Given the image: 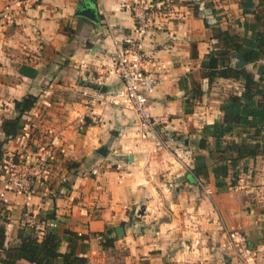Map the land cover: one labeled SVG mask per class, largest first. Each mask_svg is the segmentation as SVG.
Masks as SVG:
<instances>
[{
    "label": "crops",
    "instance_id": "1",
    "mask_svg": "<svg viewBox=\"0 0 264 264\" xmlns=\"http://www.w3.org/2000/svg\"><path fill=\"white\" fill-rule=\"evenodd\" d=\"M142 1L149 3L152 8L151 27L148 31L155 33L152 39L155 40L161 35L168 37L162 43H155L151 49L155 53H166L167 59L172 61L171 69L164 73L171 83L167 86L164 99L159 103L165 109L169 107L175 109L174 114H168L167 123L179 121L181 127L185 129L166 132L163 131L166 125L161 122L159 126L161 134L157 139L166 144L170 137L182 143L185 149L191 147L196 150L195 169L190 170L192 179L186 181L191 186L185 187V184L181 183L174 191L173 203L179 205L182 198L191 197L193 189H196L199 195L194 211L198 212L206 195L205 189H211L212 195L208 199L219 217L222 230L224 232L241 230L255 254L256 264H264L262 260L264 252L260 251L264 247V192L260 191L264 188V119H261L263 123L260 119L251 120L245 112V109L249 108L245 107L242 101L237 104L235 110L230 111L231 108L227 105L230 96L239 97L243 91L241 79L216 78L210 85H205L206 79L201 76V62L207 59L213 49L219 47L211 30L215 25L230 35L237 36L239 41L252 42L255 35L264 36V0ZM208 2L211 8L205 10H212L215 25L209 24L207 17L203 16L200 10V4L205 5ZM63 3L66 7L74 9L71 15L55 19L59 27L49 34L48 40L44 38L46 29L37 27L34 33L36 39L33 41L27 36L25 28L35 27L40 19L44 24H50L56 14L61 13L63 9L51 3L46 4L45 0H42L37 8L25 11L20 8L18 0H0V36L5 40H14L18 45L15 49L5 48L9 65L0 64V70H4L0 72V92L3 93L0 99L8 100L9 93L6 89L24 84V78L31 81L27 85L28 89L38 90V95H33L31 91L25 92L24 96L34 97L35 103L21 116L22 129L19 135L3 146L7 152L5 155L24 154L27 149H34V146L43 140L50 146L52 152L48 175L36 184L30 197L5 194L0 200V226H3L4 230L3 246L7 248L14 245L16 234L20 230L35 228L40 239L46 229L58 237L59 253L71 252L85 258L86 264L171 262L175 264L170 257L176 256L182 251L181 248L178 247L167 256H162L159 249L151 247L152 240H156L155 233L160 230L156 221H152V224L156 225L152 240L139 242L147 235L149 228V225L144 224V218L150 214L147 203L142 202L137 211L134 202L124 207L116 198L118 182L114 177L122 175L126 169H120L107 158L111 155L112 144L120 138V133L109 130L106 144L100 136L101 148L105 149L103 156L96 154L95 151L98 150L96 149L91 162L85 163L87 157L83 155L91 137L100 135L97 129L102 127V118L95 114V108L102 102L96 100L93 105L94 97L84 95L83 89H90L102 96H107L111 89L106 84L92 83L76 76L75 73H78L80 68L75 66L72 58L78 52L83 54L99 52L102 56H110L107 49L102 47L104 41L108 37L115 41L119 35L131 39L132 29L122 28L119 23L115 28L111 27L110 17L114 14L105 10L101 0H63ZM134 3L135 0H130L131 16ZM84 7L94 12L95 22L75 15L77 10ZM33 11L37 12V17H29V12ZM45 11L48 12L47 16L44 15ZM28 19L33 20V25L22 23ZM157 22H160L162 27H156ZM182 25L187 26V34L177 46V41L172 37L180 31ZM60 37L64 39L61 40ZM128 39L121 41L120 46H125ZM25 41L35 45L38 51H31L25 46ZM173 49L175 53L187 52V56L176 55L172 53ZM142 52L145 65L143 70L147 75L156 76L155 83L159 84L160 72L155 65L162 63L163 59L146 56L143 49ZM237 55L245 62L239 69H236L239 62ZM234 60L236 63L233 65ZM263 64L264 61L260 58L255 62L246 61L240 53L231 54L228 60L230 68L250 73L254 81L258 79L257 69ZM39 65L43 67H38ZM248 65H252L251 70L248 69ZM184 68H187V71H183ZM89 69L84 76H91L92 80L99 81L107 75V72H104L102 76L91 65ZM9 71L14 75H10ZM194 84L199 87L198 97L193 96L191 91ZM48 91L52 93L50 96L46 95ZM176 92L183 94L177 96ZM23 97L11 98L13 108L10 110L7 104H0V125L4 119L16 116L14 102H20ZM253 100L256 103L260 99L256 96ZM154 103H156L154 99L149 101V104ZM77 106L86 108L87 112L82 118L73 119L71 114L77 110ZM216 111L223 115L225 112H233L245 122L232 121L228 125H220L222 115L215 118L212 125H208L202 117L212 116ZM31 124L32 130L27 131V126ZM198 125L203 127L199 128ZM222 127L226 128L224 132ZM246 144H258L261 153L254 157L239 159L231 167L227 159L234 158L236 148ZM97 157L105 161L104 164L96 165L99 176L92 171ZM115 159L124 160L125 163L131 162L130 157ZM78 181L84 183L78 184ZM248 188H255L256 191L250 192ZM132 200L134 201V198ZM165 209L169 211V216L162 217L160 224L172 223L174 219H178L183 228L186 209L172 212L167 204ZM47 216H52L53 219L49 220ZM9 224L13 225L11 232L8 230ZM136 224H140L141 227L138 232L131 233V240L134 243L129 244L128 229ZM116 229H121L119 234L116 233ZM224 232L217 233V236L224 238ZM99 233H104V236H98ZM180 235L181 233H177V237ZM204 235L209 237L207 246L212 245L211 233L204 232ZM105 240L111 242L105 243ZM176 243L179 244V239ZM184 243L191 246L192 241L186 240ZM65 245L66 250L62 252L61 248ZM220 247L218 239L215 248L212 249L216 251ZM230 261V264H233V259ZM16 264L29 263L20 260Z\"/></svg>",
    "mask_w": 264,
    "mask_h": 264
},
{
    "label": "clouds",
    "instance_id": "2",
    "mask_svg": "<svg viewBox=\"0 0 264 264\" xmlns=\"http://www.w3.org/2000/svg\"><path fill=\"white\" fill-rule=\"evenodd\" d=\"M106 11L113 13L110 17V26L115 28V25L119 23L121 27H127L132 29L134 39H140L144 36V40L140 43L139 48L143 49L146 56L154 59H163L162 63L155 65L158 72H160V83L156 84L157 79L154 75L142 77L138 69L144 67L141 64V57L135 53H129L125 55L120 50V42L128 39L123 35L116 36L115 41L111 37H108L102 45L103 48L107 49L109 55H101L99 52L92 54H83L78 52L72 59L75 61V66L80 68L76 76H80L86 81L92 83L106 84L111 91L107 96L99 95L98 93L92 92L90 89H83L84 95H91L94 97L92 101L95 105L96 100H100L102 103L100 106L95 108V114L102 118V127L97 129L98 136H93L90 139V143L87 146V150L83 153L87 157L85 163H90L93 159V154L96 149L102 147L100 142V136H102L103 143H107L109 139V130H116L120 133V138L116 140L111 146V155L107 158L113 164H117L120 169H126L122 175L114 177L115 181L118 182L116 187L117 200H119L124 207H128L132 202L135 203L137 211H139L140 204L142 202L147 203L148 212L150 213L144 218V224L149 225L147 235L142 238L139 242L143 243L144 240H152L153 229L156 225H159V232L155 233L156 240H152L151 247L159 249L162 256H167L172 250L178 247L182 251L178 252L176 256L170 257L175 264H212L213 260L216 264H224V258L222 253L233 256V264H256L255 254L241 247L244 245V239L239 233H233L231 239L234 241V245L227 242V237L219 238L217 233L222 231L219 217L216 211L213 209L208 197L212 195L211 189H205V197L203 203L198 212L194 211L195 202L199 195L196 189H193V195L188 198H182L181 203L176 205L173 203V195L176 188L180 187L181 183L185 184V187H190L187 184V180L192 179L190 170L195 169L194 159V148L185 149L182 143L172 140L170 137L166 144H162L157 139L156 134L151 130V127L146 122L142 123V118L147 121L148 117H152L157 123L163 122L166 127L163 131H184L179 121L173 122V124L167 123L168 114H174V108L165 109L159 101L164 99L165 91L167 86L171 83L169 77L164 75L172 67V61L167 59L166 53H155L151 49L155 43H162L167 39V35H161L155 40L152 39L155 36L153 32L145 33L143 29L139 32L136 31L134 26V18L130 14V0H101ZM142 0H135V3L140 4ZM46 4H53L55 7L63 9L61 13H57L50 24H44L43 20L40 19L36 23L35 27L25 28L27 36L31 40H35L34 35L36 28H44V38L50 39V33L54 32V29L59 27L55 23V19L66 18L70 16L74 10L71 7H66L63 0H45ZM147 6V4L145 5ZM121 9H129V11H121ZM200 10L203 16H206L209 24L215 25L216 20L211 15L210 10H205L204 3L200 4ZM29 17H37V12H29ZM45 16L48 12L45 11ZM137 16L143 19L141 13L138 11ZM27 25H33V20L28 19L22 21ZM156 27H162L160 22H157ZM187 26L182 25L180 31L177 32L172 38L177 41V46L182 42L183 37L187 34ZM23 39V38H21ZM59 39L63 40L64 37ZM131 43V39H128ZM25 46L29 47L31 51L36 52L38 49L35 45L28 44L25 41ZM15 49L18 47L14 40H5L0 36V64L9 65V60L5 55V48ZM175 53V49L172 50ZM176 55L187 56V52L175 53ZM119 59L121 64L131 63L133 67L125 70L124 67L117 68L115 61ZM236 61H233V65ZM95 68L96 71L100 72L103 76L104 72H107L105 78L96 81L92 80L91 76H84L86 71H89V66ZM106 66V67H102ZM38 67H43L39 65ZM251 70L252 65L247 66ZM57 69H53L55 71ZM4 70H0L2 72ZM183 71H187L184 68ZM10 75H14L9 71ZM127 79V86L121 82V76ZM25 83L17 85L16 87L7 88L6 91L9 93V99H0V104H7L8 109H12L13 105L10 102L11 98L20 99L24 96L26 91H31L33 95H38L36 88L28 89L27 85L31 83L28 78H24ZM153 82L152 87H147L149 82ZM207 82L205 81V85ZM73 87H75V80L73 78ZM81 91V89H76ZM52 93L48 91L46 95L50 96ZM183 93L176 92L177 96H181ZM3 93L0 92V97ZM155 100L156 103L149 104L150 100ZM87 112L86 108L77 106V110L72 112V118L81 117ZM223 113L214 112L212 116L202 117L208 125H212L215 118L221 117ZM27 118V117H25ZM82 122V119H81ZM202 128V125H198ZM0 138H3V133H0ZM59 143V141H57ZM171 149V151H169ZM115 157H123L125 159L131 158L130 163H125L124 160H117ZM105 161L102 158H96V164L92 166V171L99 176V171L96 165L104 164ZM110 167V165H109ZM163 177V180H161ZM3 180V177H0ZM84 183V181H78ZM250 192H255V188H248ZM264 192V188L260 189ZM259 195V193H257ZM134 198V201L132 200ZM165 204L168 205V209L172 212H178L181 209H186V219L183 221L184 227L181 228V221L174 219L172 223L160 224L162 217L169 216V211L165 209ZM198 217H200L198 219ZM127 219L126 217H123ZM209 219L211 223H209ZM152 221H156V225L152 224ZM55 227V225H52ZM141 225L136 224L133 228L128 229L129 238L128 243L133 244L131 240V233L138 232ZM13 225H8V230L11 232ZM204 232L211 233L212 246L215 248L217 240H220L221 247L212 253L208 248L209 237L204 235ZM177 233H181L177 237ZM179 239V244L176 243ZM161 241L157 243L156 241ZM186 240H191V246L185 244ZM237 248L240 253V258L236 259V251L233 248ZM66 250L65 247L61 248V251ZM264 252V247L260 249ZM264 260V258H262Z\"/></svg>",
    "mask_w": 264,
    "mask_h": 264
},
{
    "label": "trees",
    "instance_id": "3",
    "mask_svg": "<svg viewBox=\"0 0 264 264\" xmlns=\"http://www.w3.org/2000/svg\"><path fill=\"white\" fill-rule=\"evenodd\" d=\"M204 7L211 8L210 2L205 4ZM211 30L213 32V38L217 41L219 47L213 49L207 59L201 62L202 78L206 79L208 85L216 78L241 79L243 81V91L239 97L230 96L227 103L229 108H231L230 111L235 110L237 104H240L242 101L244 106L249 108L245 109V112L246 115L251 117V120L257 121L258 119H264V64L257 69V81L252 79L250 73L242 69L234 70L228 66L229 56L233 53L242 54L246 61L255 62L259 58L264 61V36L255 35L252 42L239 41L237 36L230 35L227 31L221 30L216 25ZM191 91L195 97L200 95L199 87L196 84L193 85ZM256 96L260 100L254 103L253 99ZM34 103V97L25 95L20 102H14L16 116L11 119H4L1 122L0 130L3 133V138L0 139V162L4 154L3 146L7 141L19 135L22 129L21 116L25 112H28ZM232 121L245 122L241 117L234 115L233 112H225L220 125L225 126ZM261 122L263 123L262 120ZM221 129L222 132L226 130L225 127ZM261 151L258 144H246L241 148L237 147L236 156L234 158L230 157L227 160L231 167H233L237 160L254 157L261 153ZM47 218L49 220L53 219L52 216H47ZM107 234L108 232H106ZM98 236L103 237L104 233H99ZM3 242L4 230L3 226H0V264H16L20 260L29 264H86L85 258L76 256L71 252L59 253V239L51 230L45 229L39 239L38 232L35 228H27L26 230L23 229L17 232L16 243L14 245L4 248ZM106 242L110 243L111 240H105Z\"/></svg>",
    "mask_w": 264,
    "mask_h": 264
},
{
    "label": "built area",
    "instance_id": "4",
    "mask_svg": "<svg viewBox=\"0 0 264 264\" xmlns=\"http://www.w3.org/2000/svg\"><path fill=\"white\" fill-rule=\"evenodd\" d=\"M42 0H18V4L22 10H31L39 6ZM147 4V6H145ZM140 12L143 19L137 16V12ZM151 13L152 8L149 3L142 1L140 4L134 3L132 10V17L134 18V26L137 32L141 29L147 33L151 27ZM8 18V15L5 14ZM5 16V17H6ZM134 36V33L132 31ZM144 36H141L140 39L131 38V43L128 41L125 42V46H120V50L125 54L135 53L141 57V64H143V52L139 48L140 43L142 42ZM116 67H124L127 71L131 69L133 65L131 63L121 64L120 60L115 61ZM139 74L142 77H147L143 67L138 69ZM121 82L127 86V79L122 75ZM153 82H149L147 87H152ZM146 122L151 127V130L158 136L161 134L159 126L161 124L157 123L152 117H148L147 121H144L142 118V123ZM33 124L27 126V131L32 130ZM26 131V132H27ZM52 160V152L50 146L47 145L46 141H40L34 146V149H27L26 153L21 154H12L8 155L6 158H2L0 164V177H3V180H0V200H2L5 194H11L14 196H19L23 198H28L32 195L37 183L44 180L48 175L49 165ZM233 233H239V235L244 239L245 243L243 246L247 251L253 253V250L245 236L239 230H230L225 233L227 237V242L234 245L231 237ZM233 251H236V259L240 258V253L237 248H233ZM234 259V258H233ZM241 264L243 262L241 261Z\"/></svg>",
    "mask_w": 264,
    "mask_h": 264
},
{
    "label": "water",
    "instance_id": "5",
    "mask_svg": "<svg viewBox=\"0 0 264 264\" xmlns=\"http://www.w3.org/2000/svg\"><path fill=\"white\" fill-rule=\"evenodd\" d=\"M75 15L80 16V17H84V18H86L92 22L96 21L94 12L90 8H87V7L86 8L84 7V8L77 10L75 12ZM236 58H237V60H239L238 66H236V69H239L240 66L245 64V62L241 56L237 55ZM95 152H96V154H99L101 156L104 155V149L103 148H100V149L96 150ZM120 231H121V229H116L117 234H119Z\"/></svg>",
    "mask_w": 264,
    "mask_h": 264
},
{
    "label": "rangeland",
    "instance_id": "6",
    "mask_svg": "<svg viewBox=\"0 0 264 264\" xmlns=\"http://www.w3.org/2000/svg\"><path fill=\"white\" fill-rule=\"evenodd\" d=\"M161 137V136H160ZM160 139H162V137L160 138ZM104 149V148H103ZM4 152V154H3V156H2V158L4 157V158H6L8 155H5L7 152H6V150H4L3 151ZM104 152H105V149H104ZM13 154V153H12ZM0 164H1V162H0ZM140 217H138V219H139ZM223 232H224V230H222ZM240 232H242L241 230H239ZM224 233H226V231L224 232ZM243 233V232H242ZM244 234V233H243ZM246 236V235H245ZM247 238V237H246ZM156 239V238H155ZM248 240V239H247ZM249 242V241H248ZM217 246H219L218 244H217ZM212 245H210V246H208V248L210 249V251L212 252V253H215V251H213V249H212ZM222 255H223V258H224V264H230V260L231 259H233V256H231V255H229V254H227V252H225V253H222ZM173 262H171V263H166V264H172ZM197 264H199V262H197ZM212 264H216V261L215 260H213V262H212Z\"/></svg>",
    "mask_w": 264,
    "mask_h": 264
}]
</instances>
